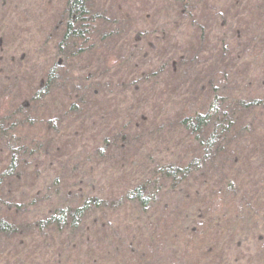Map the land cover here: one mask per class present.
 Segmentation results:
<instances>
[{"label":"trees","instance_id":"trees-1","mask_svg":"<svg viewBox=\"0 0 264 264\" xmlns=\"http://www.w3.org/2000/svg\"><path fill=\"white\" fill-rule=\"evenodd\" d=\"M62 3L41 66L9 64L0 19V264H240L229 243L264 264V0H164L169 35L195 31L202 54L133 26L159 44L134 67L129 46L124 72L128 16Z\"/></svg>","mask_w":264,"mask_h":264},{"label":"rangeland","instance_id":"rangeland-1","mask_svg":"<svg viewBox=\"0 0 264 264\" xmlns=\"http://www.w3.org/2000/svg\"><path fill=\"white\" fill-rule=\"evenodd\" d=\"M65 0H0V19H4L6 17V22L7 24L5 26V34L8 35L9 39L2 51L6 53L7 48L9 51L7 61L9 64L14 63L15 65H20V64H28V65H35V66H41L43 64L44 57H41L45 54L46 56V48L45 47H39L38 43V38L36 37V34H42L41 36L46 37L45 35H48L51 33V28L54 26L53 24L55 23L58 14L61 12L62 5ZM224 1V0H223ZM227 2V0H225ZM93 7L96 10H102L105 8L106 10L103 11L105 12V15L107 17V20L110 21H116L120 20L123 16L126 15L128 16V20L130 23V27L127 29L125 22L122 23L123 26L129 31L126 33V35L123 34V42L122 45L118 46V53L117 54V61L119 62V69L120 71L124 72L125 71V65L127 61L123 60L124 56L129 52L130 47H134L136 45V48H140L139 51L137 50L136 52L134 50H130L129 53H133L135 56L133 60H131V63L134 67V64L137 65H146V64H151V57L152 54H149V59L147 60L143 52L149 51L151 49V46H154L157 43L154 41V38L149 36L147 40L143 41L142 43H134L132 39V34L130 31H134L135 28L139 30H145V31H153L154 33L160 29L161 26L166 25L164 22V18L161 17V12L162 10L160 8L164 7L165 5L164 0H92ZM8 9H13L17 11V19H12L11 17H7V10ZM205 18V19H204ZM212 17H198V20L200 21H205L208 24H214L211 22ZM233 18H238V17H233ZM170 19H173L170 17ZM204 19V20H203ZM254 19V22L256 21L255 17H252ZM252 19H250L252 21ZM248 18V21H250ZM174 21V20H173ZM247 21V23H248ZM245 22V21H244ZM168 24V23H167ZM173 23L168 24L165 27L164 31H162L164 34L162 35L163 39L164 37L167 36V41L171 43H167L165 46L166 48L170 50H174L172 48V45L175 43L174 38L177 36L180 41L179 44L175 45V48H178V50L186 51L189 52H199L202 54V48L200 49L199 46L197 45V38L193 36L195 35V31L187 32V29L184 30L183 35H169V32L171 29L170 26H172ZM218 23H216L212 28L214 31H217V26ZM239 25V24H238ZM236 25V28H238ZM243 25H245L243 23ZM133 26L135 28H133ZM234 27V26H233ZM233 27L231 26L228 31L231 33L234 31ZM235 28V27H234ZM150 30V31H149ZM193 30V29H192ZM190 30V31H192ZM220 31V30H219ZM223 33V32H222ZM158 36V35H157ZM193 40V41H192ZM191 41V42H189ZM18 42V49L21 48L22 51L20 54H18V50L12 48L14 43ZM133 44V46H132ZM125 45V46H124ZM151 45V46H150ZM164 43H161V48L157 51L161 52L162 50H166V48H162ZM130 46V47H129ZM108 47V46H107ZM11 48L12 50H10ZM239 48V47H238ZM210 49V47H208ZM23 54V55H22ZM143 55V56H142ZM164 57L170 58V56L165 55ZM206 60H212L211 54L207 53L206 54ZM99 58V57H98ZM92 60L89 62L91 63ZM99 60H95L93 63L96 65ZM99 65V64H98ZM123 69V70H122ZM114 72V73H113ZM110 73H107L104 78L103 84H108L111 87V90L113 91L114 94L119 93L120 89H122L121 84H124L125 79L124 75L121 77L117 74V71H113ZM116 72V73H115ZM167 76V75H166ZM162 78V80L158 81L157 87L153 86L152 89H156V92L159 90H163V84H167L168 82L165 77ZM123 77V78H122ZM124 80V81H123ZM120 84V86H119ZM127 86V85H126ZM125 86V87H126ZM137 93H143V91L138 90ZM149 93V91H148ZM153 93V92H152ZM113 94V95H114ZM119 95V94H118ZM118 95H114L116 98ZM119 97V96H118ZM128 103L131 104V98L130 96L126 98ZM115 102L117 105L120 103L119 100L115 99ZM79 138L77 139L78 143H84L85 138H82V133H78ZM90 135V134H89ZM116 158L120 159V156L118 153H116ZM47 162V161H46ZM43 162L41 170H46L48 173L52 174L54 173L55 167L52 165V163L49 162ZM118 178H115L113 180V184L118 183ZM227 249H231L230 253H233V258H228L232 263L236 262L237 260H241L240 264H246V261H243L245 258L244 255H246L251 248H246V246H242V251L240 252L239 250L235 249V245L233 243H229L226 246ZM238 256L239 259H236ZM228 257V256H227ZM243 258V259H242Z\"/></svg>","mask_w":264,"mask_h":264}]
</instances>
